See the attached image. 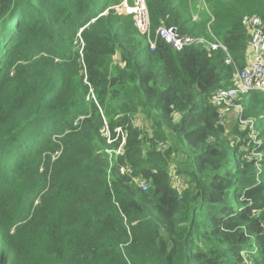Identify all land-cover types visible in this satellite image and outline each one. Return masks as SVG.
<instances>
[{
	"label": "trees",
	"instance_id": "obj_1",
	"mask_svg": "<svg viewBox=\"0 0 264 264\" xmlns=\"http://www.w3.org/2000/svg\"><path fill=\"white\" fill-rule=\"evenodd\" d=\"M120 1L0 0V264H264V92L238 95L241 128L210 103L264 0H146L152 38L216 39L235 66L206 45L151 50ZM104 121L126 133L116 158Z\"/></svg>",
	"mask_w": 264,
	"mask_h": 264
},
{
	"label": "built area",
	"instance_id": "obj_2",
	"mask_svg": "<svg viewBox=\"0 0 264 264\" xmlns=\"http://www.w3.org/2000/svg\"><path fill=\"white\" fill-rule=\"evenodd\" d=\"M109 9L115 11L119 15L132 16L133 23L137 30L146 35L151 50L155 47L157 38L164 40L173 49L179 51L186 46H207L208 51L221 49L225 53V63L235 66L227 47L216 41L210 42L204 37H198L188 34H180L174 26L160 25L155 30V37H151L150 21L146 0H121L118 4L110 6ZM193 20L198 18L197 14L192 16ZM242 23L249 28L251 32V41L248 49V62L241 68H235V86L230 88L219 87L211 93L210 103L217 107V123H223L225 115L231 111L237 112L238 124L252 123L251 120H244L239 114L242 111L241 105L237 102L239 94L249 91L258 90L264 92V22L258 16H243ZM82 48V45H81ZM80 48V50H81ZM91 97L94 98L93 93ZM137 124L141 126L140 119H137ZM243 125H240V128ZM102 135L106 137L108 143H112L119 139L118 145L107 152L116 158L121 155L122 147L125 144L126 133L120 127L115 128V137H110V131L107 123L101 128ZM253 132V130H252ZM168 146V141L159 142V147L164 149ZM54 158V157H53ZM170 177L175 189L180 190L185 186L183 179L178 175L175 167H170ZM120 173H131L129 165H119ZM137 184L146 190L149 184L142 178L137 179Z\"/></svg>",
	"mask_w": 264,
	"mask_h": 264
},
{
	"label": "rangeland",
	"instance_id": "obj_3",
	"mask_svg": "<svg viewBox=\"0 0 264 264\" xmlns=\"http://www.w3.org/2000/svg\"><path fill=\"white\" fill-rule=\"evenodd\" d=\"M230 115H234V111H231L229 114L225 115V120H224V122H227L228 125H234V124H235V119H236V118L233 119V120H230V119H228V116H230ZM236 120H237V119H236ZM143 124H144V123L141 124L142 127H143ZM240 125H245V126H247L248 123L238 124V127H239V128H240ZM250 137L252 138V143H253L254 145L258 144V142H257V140L254 138L253 134H251ZM167 147H168V146H167ZM167 147H166V148H167ZM166 148H164V149H166ZM164 149H162V150H164ZM249 154L252 155V156H259V153L256 152V147H254V146H253V149L250 151ZM170 170H171V169H170Z\"/></svg>",
	"mask_w": 264,
	"mask_h": 264
},
{
	"label": "clouds",
	"instance_id": "obj_4",
	"mask_svg": "<svg viewBox=\"0 0 264 264\" xmlns=\"http://www.w3.org/2000/svg\"><path fill=\"white\" fill-rule=\"evenodd\" d=\"M106 12V11H105Z\"/></svg>",
	"mask_w": 264,
	"mask_h": 264
},
{
	"label": "water",
	"instance_id": "obj_5",
	"mask_svg": "<svg viewBox=\"0 0 264 264\" xmlns=\"http://www.w3.org/2000/svg\"><path fill=\"white\" fill-rule=\"evenodd\" d=\"M105 13V12H104Z\"/></svg>",
	"mask_w": 264,
	"mask_h": 264
}]
</instances>
